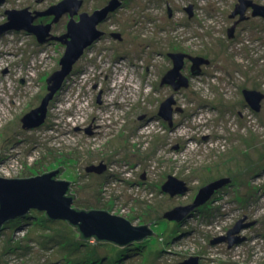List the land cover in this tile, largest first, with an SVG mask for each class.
<instances>
[{
    "label": "rangeland",
    "instance_id": "obj_1",
    "mask_svg": "<svg viewBox=\"0 0 264 264\" xmlns=\"http://www.w3.org/2000/svg\"><path fill=\"white\" fill-rule=\"evenodd\" d=\"M28 1L41 8L53 0H5L0 24L7 8ZM108 1L86 0L83 9ZM238 1L129 0L98 27L107 36L76 65L79 74L93 70L89 86H70L49 104L46 124L31 130L22 118L41 105L65 46L0 33V176L29 178L63 166L58 176L72 183L73 207L107 210L153 231L127 244L84 243L66 219L33 208L0 228V264H264V101L255 109L244 94L264 92V17L250 11L230 38ZM177 52L210 60L193 74L186 63L187 85L178 89L162 84ZM116 75L127 84L119 86ZM170 98L175 128L159 115ZM172 176L188 190L172 195L178 182L165 189ZM218 180L205 203L166 217ZM240 221L239 241L221 239Z\"/></svg>",
    "mask_w": 264,
    "mask_h": 264
},
{
    "label": "water",
    "instance_id": "obj_2",
    "mask_svg": "<svg viewBox=\"0 0 264 264\" xmlns=\"http://www.w3.org/2000/svg\"><path fill=\"white\" fill-rule=\"evenodd\" d=\"M5 0H0L2 4ZM78 3L74 2L76 9H79L82 0H77ZM73 1L66 0L62 1L52 8L57 15H60L66 7L71 5ZM121 3V0H110L106 6L97 9L94 13H85L79 21H70L67 26V32L63 36L56 37L64 46L65 51L60 59V68L55 70L47 79L48 93L42 100L41 105L28 112L23 118V127L29 130L37 128L44 124L49 104L56 93L63 87L66 78L73 72L75 64L81 59L85 50L93 45L95 42L105 35V31L98 28L99 23L104 21L108 15L117 9ZM72 6V5H71ZM252 8L253 16L264 17V5L256 3L253 0H239L235 5V9L231 13V17L240 15V20L245 19V12L247 9ZM192 11V5L187 8ZM9 22L4 26L0 27V33L6 32L9 28L28 29L37 35V39L40 43L47 42L46 36L49 32V25H35L31 23L35 16H31L25 10H8ZM171 14V12H170ZM192 14V12H191ZM228 29V36L234 37V31L236 24ZM112 36H114L112 34ZM121 38V37H120ZM173 60V68H171L165 77L163 78L162 84L165 82H172L176 76H180L179 84L182 82L187 85L188 78L181 74V68L183 67V59L186 54L183 53H170ZM189 57V56H188ZM194 60V65L201 63L196 57L190 56ZM207 61V60H206ZM198 63V64H197ZM194 67V66H193ZM175 85L178 89V85ZM245 99L255 109L262 107V100L264 99V92L256 90H244ZM99 102L100 96L98 99ZM172 103H175L173 98L168 99L162 103L159 115L173 123V107ZM65 169L63 166L58 169ZM98 167H88L87 170L91 171ZM106 168V167H105ZM58 169L46 172L42 175L29 177V178H10L0 176V228L9 220L27 213L29 210L46 209L48 215L51 218L58 217L68 220L71 224L77 225L80 232L84 237L95 236L98 240H110L118 244H127L128 242L137 239H141L144 235L153 233L148 228V224L144 225H133L127 218L110 213L107 210L93 209V210H79L72 206L73 198L67 196L66 193L69 189L70 182L66 180L56 179L58 176ZM101 171V170H100ZM171 180L167 182L165 189H169L170 184L180 183L181 187L179 190H168L172 195L178 193H184L188 190V186L184 181L172 176ZM223 184V181H215L207 186L200 189L195 202L190 205L176 208L166 214L169 219H176L183 217L188 211L200 206L210 199L212 194ZM243 229L242 221L238 222L228 232L226 237L221 239H229L230 245L239 241L238 235L235 234L241 232ZM155 234V233H154ZM198 258H191L179 264H190V261H197Z\"/></svg>",
    "mask_w": 264,
    "mask_h": 264
},
{
    "label": "flooded vegetation",
    "instance_id": "obj_3",
    "mask_svg": "<svg viewBox=\"0 0 264 264\" xmlns=\"http://www.w3.org/2000/svg\"><path fill=\"white\" fill-rule=\"evenodd\" d=\"M42 1H44V0H37V4L41 5ZM62 1H66V0H53L50 5H48L47 7H41V8L33 7L32 2L28 1L21 8H15V7L10 8L11 10H21V11L25 10L28 13H30L31 16H35L34 19H33V22L31 23L32 26H35V25H49L50 26L49 32L47 33V36H46L47 42L40 43L38 41V39H37V35L32 33V32H29L28 29H26V28H22L21 30H19V29H11L10 30V29H8L3 34H6V33L10 32V31H13V32L21 31L22 33H24L26 35L32 36L37 41L36 44L42 45L43 47H46V46L50 45L51 43H60V44H62L59 40L56 39V37L63 36L67 32V26H68L70 21H79L82 16L86 15L85 13H89V14L94 13L97 9H100V8H103L104 6H106L110 0L105 5L101 6L100 8L94 9L92 12L83 9V5L85 4L86 0H82L81 6H80L79 9H76L75 6L73 5L74 2L78 3V1L77 0H71V1H73V3L71 4L72 6L69 5L68 7H66V9L60 15H57V13L54 12V8H52V7L54 5L62 2ZM4 2L2 3V5L4 4ZM128 2H129V0H121V3H120L121 5H119V8H117L116 11H118V9L120 10V8L125 6L126 4H128ZM256 3H259V2H256ZM259 4L264 5L263 3H259ZM10 9L7 8L3 12L4 13L3 14V19H4V22H6V23L9 22V19L7 20V15H9L8 14V10H10ZM116 11H112L104 21L99 23L98 27H102L106 23V20H108L110 17H112L113 13H115ZM250 11L253 12V9L249 8V9L246 10L245 15H244L245 19H242V20H240V17H241L240 15H239L238 19H237L238 15H236L234 17V19H233V21H234L233 25H235V22L238 21V23L236 24V28H237V25L241 21H245V20L249 19L251 16H253L252 14H251V16L248 14V13H250ZM191 12H192L191 15H193L194 8H193V10ZM4 22H2L1 24H3ZM1 24H0V27H1ZM236 28H235V31L233 33L234 36L236 35ZM99 29H102V28H99ZM107 34H108V32L105 31V35H103L100 39L106 37ZM86 51H87V49L85 50V52ZM177 53H183V54L187 55L183 59V67L181 68V74L182 75H185L183 70L186 67V63L187 64H192V67H193V64H195L194 60H192L190 58V56L196 57L197 60L201 62L199 64L197 63L198 65H195L196 67L194 66L193 68H191L192 74H193V70L194 69L195 70L196 69L197 70L198 69L202 70L203 65L210 64V60L208 58H206L205 56H203V55H198V54L197 55H193V54H190V53H187V52H177ZM76 65L77 64H75L73 70H76ZM179 79H180V76H176V78L174 79L172 85L173 86L177 85L179 83ZM47 91H48V88H47ZM173 112L175 113V112H177V110H175V108H173ZM47 116H48V114H47ZM45 122H46V120H45ZM45 122H44V124H46ZM44 124H42V125H44ZM172 124H173L172 127L175 128V124L174 123H172ZM41 126H39V127H41Z\"/></svg>",
    "mask_w": 264,
    "mask_h": 264
},
{
    "label": "built area",
    "instance_id": "obj_4",
    "mask_svg": "<svg viewBox=\"0 0 264 264\" xmlns=\"http://www.w3.org/2000/svg\"><path fill=\"white\" fill-rule=\"evenodd\" d=\"M102 69V68H101ZM92 71L93 70H87V69H85L84 70V72L83 73H81V74H77V75H75V76H73L72 77V79L71 80H69V85L68 86H66L65 87V89L64 88H62L61 90H60V93H59V95L61 94V93H63L64 91H69V88H70V86H89V84H87L86 85V82H85V79H86V76H90L91 74H92ZM96 73H99V72H97V71H94V74L96 75ZM122 74V73H121ZM80 75V76H79ZM78 77V78H77ZM118 80L117 81V83H118V85L120 86V85H122V83L123 84H127V79H124V76L123 75H116V77H115V80ZM114 80V81H115ZM95 85V84H94ZM95 86H98V85H95ZM114 86H116V85H114ZM74 98H76V97H74ZM74 98L73 99H71V100H69L68 101V104H70V103H72L73 101L72 100H74Z\"/></svg>",
    "mask_w": 264,
    "mask_h": 264
},
{
    "label": "bare ground",
    "instance_id": "obj_5",
    "mask_svg": "<svg viewBox=\"0 0 264 264\" xmlns=\"http://www.w3.org/2000/svg\"><path fill=\"white\" fill-rule=\"evenodd\" d=\"M193 8H194V5H192V10H193ZM8 9H10V8H8ZM3 17V16H2ZM9 19V15H7V20ZM6 24V22H4L3 24H1V26H4ZM10 30H11V28H9ZM90 49V47H88L87 48V50H89ZM85 53V52H84ZM82 59H83V57H81V59L77 62V63H79V62H81L82 61ZM118 63L117 64H119V65H124V66H126V67H129L130 65H128V64H133V65H135V63L132 61V60H122L121 58H118L117 60H116ZM126 62H128V64L126 63ZM76 63V64H77ZM83 67H81V69H82ZM80 69V71H82ZM85 69H83V71H84ZM80 71H79V69H76V70H73V72L66 78V80H65V83H64V86H63V88L65 89V87L66 86H68V84H69V80H71L72 79V77L73 76H75V75H77V74H79L80 73ZM98 75L96 74V76L95 77H97ZM68 83V84H67ZM62 99H61V97L59 96V95H55L54 97H53V99H52V101L55 103V102H60ZM263 101H264V99L262 100V102H261V104L263 103ZM2 127V126H1ZM78 129H79V127H78ZM80 129H81V127H80ZM79 129V130H80ZM91 168H94L95 166H90ZM59 177V176H58ZM132 223V222H131Z\"/></svg>",
    "mask_w": 264,
    "mask_h": 264
},
{
    "label": "trees",
    "instance_id": "obj_6",
    "mask_svg": "<svg viewBox=\"0 0 264 264\" xmlns=\"http://www.w3.org/2000/svg\"><path fill=\"white\" fill-rule=\"evenodd\" d=\"M58 171V173L60 174V173H62L63 172V169L61 168V169H58L57 170ZM45 173V172H44ZM61 177V176H60ZM58 179H60L61 180V178H59V177H57ZM67 181V180H66ZM68 182H70V184H69V190H68V192L66 193V195L67 196H70V197H72L73 198V200H74V198H75V194L74 193H71V186H72V183H71V181H68ZM73 206V205H72ZM75 208H77V209H80V210H93L94 208H91V209H82V208H79V207H76V206H74ZM103 210V209H102ZM110 212V211H109ZM46 216L49 218L50 216L48 215V213H47V211H46ZM68 221V220H67ZM9 222H11V220H9V221H7L6 223H5V225L7 224L8 225V223ZM69 222V221H68ZM70 223V222H69ZM71 224V223H70ZM72 226H75L76 228H77V230H78V233H79V236H80V238H81V240L85 243V242H88L89 240H92V239H95L96 241L98 240L95 236H90V237H84L83 236V234H82V232H80V230H79V228H78V226L77 225H73V224H71ZM3 227H4V225H3Z\"/></svg>",
    "mask_w": 264,
    "mask_h": 264
},
{
    "label": "clouds",
    "instance_id": "obj_7",
    "mask_svg": "<svg viewBox=\"0 0 264 264\" xmlns=\"http://www.w3.org/2000/svg\"><path fill=\"white\" fill-rule=\"evenodd\" d=\"M97 42H98V41H97ZM97 42H95V43H97ZM95 43H94V44H95ZM94 44H93V45H94ZM93 45L90 46V49L92 48ZM87 51H88V50H87ZM87 51H86V52H87ZM84 54H85V53H84ZM84 54H83V56H84ZM83 56H82V57H83ZM63 86H64V85H63ZM62 88H63V87H62ZM62 88H61V89H62ZM61 89H60V90H61ZM60 90L56 93V95H59ZM52 103H53V101H51V105H52ZM51 105H50L49 109L51 108ZM38 128H39V127H38Z\"/></svg>",
    "mask_w": 264,
    "mask_h": 264
}]
</instances>
